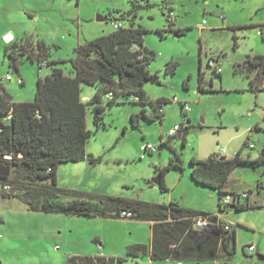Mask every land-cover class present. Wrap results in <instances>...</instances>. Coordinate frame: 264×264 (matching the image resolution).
<instances>
[{
    "label": "rangeland",
    "instance_id": "1",
    "mask_svg": "<svg viewBox=\"0 0 264 264\" xmlns=\"http://www.w3.org/2000/svg\"><path fill=\"white\" fill-rule=\"evenodd\" d=\"M113 22L145 29L143 44L155 53L148 70L156 79L144 81L142 88L150 100L168 102L162 105V118L148 119L141 109L152 114L150 103L143 105L128 94L111 104L104 98L99 127L93 120L94 105L89 103L88 157L59 164L57 185L75 192L62 200L95 201L107 194L156 203L176 200L184 208L218 214L217 190L190 177V158L221 155V149L222 155L232 157L244 141L241 155L252 158L264 146V90H251L243 70L246 56L264 53V0H0V83L12 100H33L38 77L49 74L53 66L70 75L69 59L75 56V48L112 32ZM26 40L33 46L43 41L48 59L58 62L39 68L36 60L19 56L17 73L4 49ZM170 62L176 64L173 70L167 69ZM6 74L13 79L4 80ZM94 90L92 85H82L83 96L91 98ZM132 114L139 115L137 127L132 126ZM175 125L189 126L184 143L177 129L173 135L168 133ZM152 147L155 150L149 151ZM175 153L183 170L169 163L177 160ZM162 168L169 188L165 191L153 182ZM260 169L241 163L231 172L225 190L246 192L250 204L260 203L242 210L222 204L219 219L236 230L235 252L201 264H264ZM90 219L32 211L17 198H4L0 264H65L68 257L95 245L92 236L102 230ZM136 236L132 231L126 237ZM249 244L254 246L251 252L245 251ZM102 250L107 256H125V250L111 242ZM155 263L144 255L114 264Z\"/></svg>",
    "mask_w": 264,
    "mask_h": 264
},
{
    "label": "trees",
    "instance_id": "2",
    "mask_svg": "<svg viewBox=\"0 0 264 264\" xmlns=\"http://www.w3.org/2000/svg\"><path fill=\"white\" fill-rule=\"evenodd\" d=\"M168 21H172L170 15ZM121 24L109 34L75 48V56L69 59L72 66L70 75L65 74L61 67L53 66L49 74L38 77L31 101L12 100L0 83V202L14 197L32 211L102 218H116L125 211L131 213L130 218L152 221L149 245L130 244L124 257L72 255L65 264H114L127 257L144 255L154 261L170 259L180 263L214 259L221 253L232 256L236 230L231 225L229 230L224 229L217 214L186 209L174 200L156 203L108 194L97 197L95 201L78 197L61 200V197L75 192L57 185L59 164L88 157L85 145L91 133L86 125L89 103L94 105L93 120L99 127L104 98L111 104L117 102L119 95L128 94L143 105L150 103L152 114L141 109L142 116L148 119L162 118V105L168 102L164 98L150 100L142 88L143 82L152 76L148 63L155 57V53L143 44L145 29ZM261 27L264 29V25ZM30 45L26 40L4 49L17 73L19 56H25L31 62H45L44 66L58 62L48 59V46L43 41L37 40L36 46ZM132 46L136 47L135 50H131ZM139 53L143 54L142 59L138 58ZM245 62L243 70L246 71L249 88L255 92L264 90V53L248 55ZM175 65V62H170L167 69L173 70ZM82 85L95 87L92 97L86 101L81 99ZM200 89L205 90L203 87ZM131 122L137 127L139 115L132 114ZM188 130V125L178 126L183 143ZM245 142L232 157L215 153L203 159L191 157L190 177L203 186L216 189L221 200L226 194L237 195L238 192L226 191V184L237 165L249 163L253 168L261 167L263 180L258 186L264 188V146L253 158H244L241 151ZM175 157L177 160L171 159L170 165L183 170L177 153ZM165 169H160L158 176V186L163 191L168 190L163 180ZM245 198V202L234 200L231 203L233 209L254 206L249 203L248 196ZM218 206V213L222 212V204ZM198 215L213 217L218 224L196 229L193 217Z\"/></svg>",
    "mask_w": 264,
    "mask_h": 264
},
{
    "label": "crops",
    "instance_id": "3",
    "mask_svg": "<svg viewBox=\"0 0 264 264\" xmlns=\"http://www.w3.org/2000/svg\"><path fill=\"white\" fill-rule=\"evenodd\" d=\"M61 200H62V197H61ZM69 200L71 199L66 198L62 201H69ZM248 200H249V195H248ZM255 201L256 200H253L254 202L253 205L257 207V205L260 202H255ZM239 202H243V201L239 199ZM88 218H91L90 220L93 222V225L95 226L99 225V229H101L102 231L92 236L93 238L92 240L95 241V245L92 246L90 250L83 252L82 254H78V255H105L107 256L109 254H107L102 249L106 248L109 245V242L113 244V247L118 246L120 249L125 250L126 247L130 244L145 243L149 245L151 241L152 221L138 220V219H134L130 217H120V216L116 218H102V217H88ZM222 223L229 224L225 222H222ZM122 229H125V230L121 232ZM127 230L129 232H127ZM132 231H134L137 236L134 238H127L126 236L132 234ZM216 251H218V249ZM115 253L117 252H111V254H115ZM215 259L217 258H214L213 260ZM205 260H212V259L186 260V261H182L180 264H185V262L186 264H201V262ZM154 262H156L155 264H178V262L170 260V259H166L162 261H154Z\"/></svg>",
    "mask_w": 264,
    "mask_h": 264
},
{
    "label": "built area",
    "instance_id": "4",
    "mask_svg": "<svg viewBox=\"0 0 264 264\" xmlns=\"http://www.w3.org/2000/svg\"><path fill=\"white\" fill-rule=\"evenodd\" d=\"M120 26H122V24L120 22H113V27L115 29L118 28V27H120ZM135 48H136L135 46H132L131 50H135ZM138 58L139 59H142L143 58V54L142 53H139L138 54ZM44 65H45V62H40L39 63V67L44 66ZM217 71H220V69H218ZM12 79H13V77L10 74H6L4 76V80L10 81ZM110 94L111 93H109V95ZM81 99H82V101H86L89 98L86 97V96H82ZM185 109H187V108H185ZM177 128H178V126L175 125L173 128H171L168 131V133L170 135L175 134ZM250 146H252V145H250ZM154 150H155V147L149 148V151H154ZM220 153L221 154H224L225 153V150L224 149H221ZM5 187H8V186H5ZM247 196H248V193H246V192H241V193L238 192L237 195L226 194V195H223L222 196V198H221L220 201H221V204H223L226 207V206H229V204H231L234 200H238V199H241V198H245ZM222 212H219L217 214L218 218H219V214L222 213ZM120 217H131V213L130 212L122 211L120 213ZM216 224H218V220H216L213 217H210L208 215H198L196 217H193V227L196 228V229H203V228L208 227L210 225H216ZM222 226L226 230H229L231 228L230 227V224H222ZM253 250H254V246L252 244H249V245H247L245 247V251L251 252ZM178 264H180V262H178Z\"/></svg>",
    "mask_w": 264,
    "mask_h": 264
},
{
    "label": "water",
    "instance_id": "5",
    "mask_svg": "<svg viewBox=\"0 0 264 264\" xmlns=\"http://www.w3.org/2000/svg\"><path fill=\"white\" fill-rule=\"evenodd\" d=\"M98 18H100V17H98ZM175 35H177V34H175ZM8 37H10V35H7V40H8ZM155 79H156V77H154V76H151V77L149 78V80H150L151 82H154ZM177 137L180 138V133H179V131L177 132ZM160 148H161V147H159L158 149H160ZM153 182H154L155 184H158V183L160 182V180H159L158 177H156L155 179H153ZM229 207H230V208H233V205L230 204ZM259 257H260L261 259L263 258V257L260 256V255H259Z\"/></svg>",
    "mask_w": 264,
    "mask_h": 264
},
{
    "label": "clouds",
    "instance_id": "6",
    "mask_svg": "<svg viewBox=\"0 0 264 264\" xmlns=\"http://www.w3.org/2000/svg\"><path fill=\"white\" fill-rule=\"evenodd\" d=\"M177 130H178V128H177ZM178 132V131H177Z\"/></svg>",
    "mask_w": 264,
    "mask_h": 264
}]
</instances>
